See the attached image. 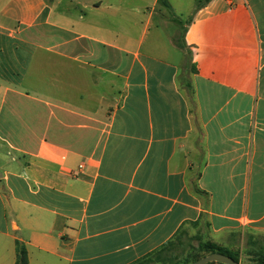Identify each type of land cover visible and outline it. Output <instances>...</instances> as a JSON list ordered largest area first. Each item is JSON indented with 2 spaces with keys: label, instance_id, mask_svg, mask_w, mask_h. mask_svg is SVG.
I'll return each instance as SVG.
<instances>
[{
  "label": "crops",
  "instance_id": "0c3cea01",
  "mask_svg": "<svg viewBox=\"0 0 264 264\" xmlns=\"http://www.w3.org/2000/svg\"><path fill=\"white\" fill-rule=\"evenodd\" d=\"M200 2L0 0V264L264 250V0Z\"/></svg>",
  "mask_w": 264,
  "mask_h": 264
},
{
  "label": "rangeland",
  "instance_id": "374dc122",
  "mask_svg": "<svg viewBox=\"0 0 264 264\" xmlns=\"http://www.w3.org/2000/svg\"><path fill=\"white\" fill-rule=\"evenodd\" d=\"M205 0H202L197 7L204 4ZM188 8L185 9L184 19L185 23H176L174 24L175 29L178 31V34H182L183 30L186 27V21L189 19ZM178 25V27H177ZM186 50V49H185ZM183 73L181 75V84L184 87L186 93L192 97L191 90L188 88V82L190 80L192 72V61L191 54L189 50L184 52L183 57ZM206 225L190 224L184 227L180 233L173 240V243L169 247L162 250H158L144 258L143 260L137 262L136 264H190L192 261L199 256H205L208 253L201 251L200 242L208 241V234L206 232ZM264 242V240H263ZM246 253V252H245ZM258 254H264L263 251H249L248 257L243 256L242 259L246 260L244 263H252L257 259Z\"/></svg>",
  "mask_w": 264,
  "mask_h": 264
},
{
  "label": "trees",
  "instance_id": "16d2710c",
  "mask_svg": "<svg viewBox=\"0 0 264 264\" xmlns=\"http://www.w3.org/2000/svg\"><path fill=\"white\" fill-rule=\"evenodd\" d=\"M207 1L208 0H205V2H207ZM172 243H173V241L169 242L168 245H166L162 249L169 247V245H171ZM199 247H200L201 251H205L208 254H211V253H222V254L231 256L236 261L240 262L239 254L234 253V252L230 251L229 249H227L225 247H222V246H220V245H218L215 242H212L210 240L201 241ZM16 255H17V259H16V263L15 264H28L29 263L27 250H26L25 246L23 244H21L19 241L16 242ZM202 257H204V256L196 257L192 261V263H194L195 261L199 260ZM254 262L256 264H264V254H258L257 255V259ZM192 263H190V264H192ZM209 264H219V263L212 262V263H209ZM241 264H244V263L241 262Z\"/></svg>",
  "mask_w": 264,
  "mask_h": 264
},
{
  "label": "water",
  "instance_id": "95a60500",
  "mask_svg": "<svg viewBox=\"0 0 264 264\" xmlns=\"http://www.w3.org/2000/svg\"><path fill=\"white\" fill-rule=\"evenodd\" d=\"M219 263V264H241L239 261H236L231 256L222 254V253H211L208 254L199 260L195 261L192 264H209V263Z\"/></svg>",
  "mask_w": 264,
  "mask_h": 264
}]
</instances>
